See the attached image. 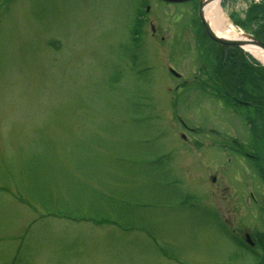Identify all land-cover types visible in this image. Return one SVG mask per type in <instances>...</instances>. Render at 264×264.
Segmentation results:
<instances>
[{
  "label": "rangeland",
  "instance_id": "374dc122",
  "mask_svg": "<svg viewBox=\"0 0 264 264\" xmlns=\"http://www.w3.org/2000/svg\"><path fill=\"white\" fill-rule=\"evenodd\" d=\"M225 2L259 38L241 21L264 0ZM191 3L175 20L159 0H0V264H256L224 215L252 241L246 198L264 185L223 143L256 138L264 162V108L201 88L222 52L200 63ZM245 59L241 84L264 99V64Z\"/></svg>",
  "mask_w": 264,
  "mask_h": 264
},
{
  "label": "flooded vegetation",
  "instance_id": "af4514ba",
  "mask_svg": "<svg viewBox=\"0 0 264 264\" xmlns=\"http://www.w3.org/2000/svg\"><path fill=\"white\" fill-rule=\"evenodd\" d=\"M159 1H161V4H163L165 8H173V11H171V14H172V18L175 20L183 18L187 15L186 13H188V11L187 12L184 11V7L182 8V6L187 5L188 3L192 2L191 3L192 4L191 11H189V13H192V20L190 23H188L190 26H184V28L182 30H188L191 32V35H192L191 39L193 40L192 43L195 44V50H196L197 55L200 58L199 60H200V63L202 65L206 64L205 56H208V57L210 55L213 56V47H215V46H219V48H220L219 51L221 50L224 52H228L229 49H232V50L235 49V50H238L239 52L245 54L242 50H240L237 47L218 45V44L214 43L207 36V34L205 33V30H204L203 24L201 23L200 18H199V13H198L199 2H198V0H189V1H185V2H173V1H167V0H159ZM223 2H225V1L223 0L222 3ZM231 4H233V2ZM257 4H259V3H257ZM164 7L161 9H164ZM146 10L147 9L145 8V11ZM138 20L141 21L140 16L138 17ZM142 22H141V24H142ZM241 22L244 23L245 21H241ZM165 30L166 29H163L161 32H164ZM179 33L183 34V31H181ZM161 40H163V38H161ZM204 66H205L204 68L203 67L200 68V70L203 73H205L201 77V80H199L200 84L198 83L201 86V88H204L205 91H207L208 93L211 92L212 94L216 95L217 98H221V99L224 98L225 100H227V98L230 96L233 100H235L241 106H245V107L246 106H252L251 102H249L247 100L239 99L234 95H230L227 88L224 87V83H225L224 80L221 79V82H220L215 77L214 73H212V74L208 73L209 72V66H206V65H204ZM173 76L175 78H180V75L179 76L173 75ZM199 76H201V75L199 74V75L194 76L196 79L195 81H197ZM178 85L180 86V84H178ZM178 85L176 86V88H178ZM253 129H254V127H253ZM256 129H257V127H256ZM240 143H242V142H239L238 140L233 139L231 144L230 143H223V144L228 145L227 148L230 147V145H231V147L233 146V148H235L236 151L244 152L243 156H240L243 159L247 158L252 162L254 161L253 162L254 164L252 166L256 171L254 173L252 172V174L254 177L256 176L260 181H262L263 183L262 182H260V183L264 185V162L262 159H259L258 155L256 154V153H258V147H259V145L257 143V139L255 138V139L250 140L246 146H244ZM235 145H236V147H235ZM246 151H250V152H246ZM242 177H243V175H242ZM240 179H241V177L239 178V187H240V189H242V192H237V194L241 195L242 193H244L246 191V189H249L250 186H247L246 179H242L241 181H240ZM213 181H215V177L213 178ZM241 183H243L242 186H241ZM241 187H243V188H241ZM225 189L228 190L229 187L226 186ZM263 192L264 191H262L261 193L259 192V196L258 195L256 196L250 190V191H248V194H247L248 197L246 198V202L248 200L254 204V206L256 207V209H254V211L256 212V215H259L260 217H261L260 211H263V209H264V198L263 199L260 198V194L262 195ZM263 195H264V193H263ZM239 199L240 198L238 197V200ZM228 204L230 205V203H228ZM232 207H234V208L229 209V213L231 212L232 215H235V214H238L239 211L244 206L242 203H238V204L232 205ZM260 217H258L259 218L258 221L261 223L263 222L262 224L264 225V220H262ZM224 222H225V226H226V232L228 233L229 229L231 232V240L229 239L230 242L232 244L236 245V247L239 248L240 250L242 249L244 251V254H247L250 252L252 254L253 261H256V264H264V227L263 226L261 228L256 227L254 229V232L252 234L253 235L252 241L249 239L250 234H246L245 237L243 236L244 240H242V236H240V233H239L241 230L239 227L240 226L239 223H238L239 226H236V228L230 227V225H232V224H231L229 217L227 215L226 216L224 215ZM247 239L249 240L251 245H249L248 243L245 242V240L247 241ZM252 243H254V244H252Z\"/></svg>",
  "mask_w": 264,
  "mask_h": 264
},
{
  "label": "trees",
  "instance_id": "16d2710c",
  "mask_svg": "<svg viewBox=\"0 0 264 264\" xmlns=\"http://www.w3.org/2000/svg\"><path fill=\"white\" fill-rule=\"evenodd\" d=\"M242 24L244 26H247V24H259V30L254 32L255 34H257L259 39L264 42V2L261 3L260 6H254L248 11L247 19ZM221 52L219 57V66L215 71V77L220 82L221 79L224 80V87L227 88L230 95H234L239 99L247 100L252 103V106H244L245 108L249 110H252V108L255 107L264 108V99L259 98V96L254 94L253 92L250 93L247 89L244 88V83L241 84V77L243 75L248 76L251 70V68L248 66L249 63L245 58L249 57L252 60L253 65L257 66L259 64L247 54H242L235 49H229L228 52ZM245 66L248 67L245 68ZM259 68H261V66ZM229 77L232 78L231 81L227 80V78ZM227 100L231 104L240 105L230 96L227 98Z\"/></svg>",
  "mask_w": 264,
  "mask_h": 264
},
{
  "label": "bare ground",
  "instance_id": "6f19581e",
  "mask_svg": "<svg viewBox=\"0 0 264 264\" xmlns=\"http://www.w3.org/2000/svg\"><path fill=\"white\" fill-rule=\"evenodd\" d=\"M204 16L218 36L233 39L242 38L241 34H238L233 30L232 25L229 23L224 12L220 8L218 0H214L207 5L204 10ZM245 50L250 52L257 60L264 64V53L260 49L247 46L245 47Z\"/></svg>",
  "mask_w": 264,
  "mask_h": 264
},
{
  "label": "water",
  "instance_id": "95a60500",
  "mask_svg": "<svg viewBox=\"0 0 264 264\" xmlns=\"http://www.w3.org/2000/svg\"><path fill=\"white\" fill-rule=\"evenodd\" d=\"M167 1L184 2L188 0H167ZM212 1L214 0H200L199 2V17H200V20L209 38H211L214 42L218 44L225 45V46H235V47L243 49L246 52H248L247 50H245V47L247 46L252 47V48L253 47L259 48L260 50L264 52V43L260 41L259 39H257L256 37H254L253 35L242 33L241 39H233V38L221 37L215 34V32L213 31V29L211 28V26L209 25V23L207 22L204 16V10L207 7V4L211 3ZM172 72L176 74L174 71Z\"/></svg>",
  "mask_w": 264,
  "mask_h": 264
}]
</instances>
